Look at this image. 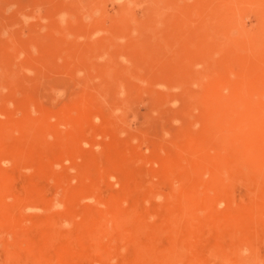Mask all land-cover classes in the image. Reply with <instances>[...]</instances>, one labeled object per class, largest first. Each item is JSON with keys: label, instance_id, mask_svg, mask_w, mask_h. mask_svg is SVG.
I'll return each mask as SVG.
<instances>
[{"label": "rangeland", "instance_id": "1", "mask_svg": "<svg viewBox=\"0 0 264 264\" xmlns=\"http://www.w3.org/2000/svg\"><path fill=\"white\" fill-rule=\"evenodd\" d=\"M262 150L264 0H0V264L104 213L73 264H264Z\"/></svg>", "mask_w": 264, "mask_h": 264}, {"label": "bare ground", "instance_id": "2", "mask_svg": "<svg viewBox=\"0 0 264 264\" xmlns=\"http://www.w3.org/2000/svg\"><path fill=\"white\" fill-rule=\"evenodd\" d=\"M95 12V11H94ZM242 30V29H241ZM234 77V76H233ZM224 91V90H223ZM261 97V96H260ZM233 102V101H231ZM238 106V105H237ZM243 106V105H242ZM249 106V105H248ZM248 106L245 105V107L248 109ZM240 108V107H239ZM246 109V110H247ZM236 126V125H235ZM234 126V127H235ZM225 128V127H224ZM232 128H230L231 130ZM234 129V128H233ZM229 130V131H230ZM220 131L219 129L217 130V132ZM232 131V130H231ZM216 132V133H217ZM16 133V132H15ZM134 142V141H133ZM230 142V141H229ZM214 151V150H213ZM224 152V150H223ZM221 151V153H223ZM262 152H264V150H262ZM228 155L229 152H228ZM234 155V154H233ZM213 156V155H212ZM261 156V155H260ZM242 157V156H241ZM244 157V156H243ZM30 160L31 162V159H28ZM217 161V160H216ZM33 163V162H32ZM217 164V162H216ZM229 164V163H228ZM245 165H243L244 167ZM216 167H219V165H217ZM231 167V165H230ZM242 167V168H243ZM235 169V168H234ZM245 170V169H244ZM264 170V169H262ZM227 171V169H226ZM232 171V170H231ZM221 175L223 174L222 172H220ZM219 173V174H220ZM228 175L230 174V172L228 171L227 172ZM5 173H2L0 174V194H4V193H7V194H10L11 193V190H13V188H9V183L8 182V178L4 175ZM31 176V175H30ZM53 176V175H52ZM56 176V175H55ZM225 176L224 179L226 178V175H223ZM232 176V175H231ZM235 177V173L233 175ZM60 178V177H59ZM65 178V177H64ZM66 181V180H65ZM221 181H222V178H221ZM242 181V180H241ZM240 181V182H241ZM52 182V181H51ZM239 182V181H238ZM60 183V182H59ZM233 183V181H231V184ZM61 186L64 185V181L60 184ZM14 187V185H13ZM179 187V185H178ZM175 188V186H174ZM17 189V188H16ZM39 186L38 185H35V184H32L30 187H25L23 191H21V194L18 196V194L16 193V197H18L20 199H23L25 200L26 199V202H27V196L29 194H33L36 193L38 190H39ZM217 189V188H216ZM66 191V190H65ZM176 191V190H175ZM19 192V191H18ZM41 193V192H40ZM39 193V194H40ZM37 194V193H36ZM35 194V195H36ZM0 195V196H1ZM26 195V198L25 196ZM34 195V196H35ZM79 195V194H78ZM22 196V198H20ZM36 197V196H35ZM34 197H32V200H33ZM2 200V203H0V210L2 208H4V206L8 208V205H7V202L5 199L3 198H0ZM8 199V198H7ZM13 199V198H12ZM21 200V202L23 201ZM29 200V199H28ZM31 200V199H30ZM56 199H52L50 200L49 202H47V204L53 209L55 208V201ZM161 201V200H160ZM33 202V201H32ZM40 202V201H38ZM29 203H31V201H29ZM43 203V202H42ZM41 203V204H42ZM223 203V202H222ZM19 204V203H18ZM17 204V205H18ZM21 204V203H20ZM36 204V207L38 206L37 203ZM46 204V203H45ZM89 204V203H88ZM16 205V207H17ZM25 205V204H24ZM93 205H96V204H93ZM31 206V205H30ZM15 207V208H16ZM26 207V206H25ZM24 207V208H25ZM78 207V206H77ZM33 208V207H32ZM123 208V207H122ZM6 210V208H5ZM5 210L2 211V213L4 214ZM54 210V209H53ZM98 213V216L99 214L101 213L100 210H95ZM6 212L8 213V211L6 210ZM199 213V212H198ZM90 214V213H89ZM201 214V213H200ZM1 215V214H0ZM155 215V214H154ZM5 216V215H4ZM12 216H13V213H12ZM134 216V215H133ZM10 217V215H9ZM116 217H118L117 219H115ZM151 218H152V215H151ZM154 218V217H153ZM12 219V217H11ZM141 219V218H140ZM9 222V221H8ZM13 222V220H12ZM55 222V221H54ZM1 223V222H0ZM15 223V222H14ZM50 223V222H49ZM138 223V221L136 219H134L132 216L130 215H122L119 214V216H114V217H110V214H103V216L101 217V221L100 222H94L92 220H90L89 216L87 217V220L86 219H81V221L77 222L74 226L76 228V234L71 237L69 236L66 232L65 234L67 236H69L71 239H73L74 241L73 242H64V240H70L69 238H67L64 233L61 231L59 234H58V229L56 226L57 224L55 223V226H54V230L56 231V236L54 235L52 237V240L50 241H41L37 244V247L38 249L41 248L40 250V253H42L41 257L46 260V261H49L53 264H73L75 261H77L78 259H81L83 257H86V256H89L91 255L92 253L96 252V250H99L103 247L101 243H94V235L96 236V233H102V232H105L107 233L108 235H111L112 233V237L114 240L118 241V243H123L124 242V238L126 237L125 235V231H126V228L128 227H132V225ZM112 225V229L109 227V225ZM61 226V225H60ZM64 228V227H62ZM68 228V227H67ZM17 229V228H16ZM65 231V230H64ZM69 232V231H68ZM59 235L62 236V238L59 237ZM99 235V234H98ZM107 235V236H108ZM8 236V235H7ZM2 237V236H1ZM30 237V236H29ZM190 237V236H189ZM43 238V237H42ZM215 238V237H214ZM96 239V237H95ZM195 240V238H192ZM42 240V239H41ZM40 241V240H38ZM76 241V242H75ZM98 241V240H97ZM35 242V241H34ZM37 242V241H36ZM30 244V243H29ZM98 247V248H97ZM141 247V246H140ZM177 248V247H176ZM102 250V249H101ZM167 251V250H166ZM105 253L107 254L108 258L110 259L111 258V254H112V251L111 249L107 248ZM36 254V253H34ZM144 254H145V250H138L136 253H131L128 257V261L127 262H120V264H142L143 262H141V257L143 256L144 257ZM138 257V258H137ZM107 258V257H106ZM147 258V257H145ZM43 259L41 260L42 263H43ZM38 261V259H37ZM147 261V259H146ZM114 262V261H113ZM40 263V261H39ZM38 263V264H39ZM146 264V263H145ZM240 264V263H239Z\"/></svg>", "mask_w": 264, "mask_h": 264}]
</instances>
